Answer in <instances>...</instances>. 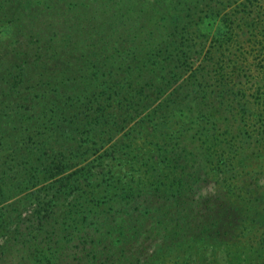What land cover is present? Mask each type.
<instances>
[{
  "label": "trees",
  "instance_id": "16d2710c",
  "mask_svg": "<svg viewBox=\"0 0 264 264\" xmlns=\"http://www.w3.org/2000/svg\"><path fill=\"white\" fill-rule=\"evenodd\" d=\"M164 2L153 1L154 25L146 43L137 42L141 48L138 53L123 56L125 49L121 48L126 42L122 36L111 52L97 45L87 52L88 62L82 64L84 71L72 79L75 84L79 78L78 99L72 95L66 99L68 95L60 97L48 89L41 73L29 68L25 61L15 66L14 75L0 72V203L10 192L29 191L43 184L33 191L37 194L34 215L38 231L55 209H61L59 215L86 222L87 204L102 206L107 199L116 200L122 195H136L137 199L139 191L150 186L133 177L137 162L165 183V190H158L166 191L169 206L179 210L172 233L162 241L154 258L140 263L139 255L126 256L129 236H124L119 228L120 247L124 244L122 253L118 252L120 247H110L105 256L92 252V260L90 250L89 263L264 264V183L241 170L244 160L264 157V94L260 95L259 89L252 95L247 93L239 66L246 57L245 39L252 46L264 39V8L260 9L264 0H170L168 5ZM103 5L110 6V0H103ZM113 15L114 21H118L126 14L119 11ZM161 21L167 23L162 26ZM130 32L126 33L131 35ZM114 69L119 73L114 74ZM188 72L186 80L171 92L177 78ZM96 80L100 84L95 85ZM255 80L264 85V77ZM39 87H44V91ZM180 87L192 92V115L188 119L184 116L186 108L182 107ZM151 107L147 114L152 130L149 153L130 154L133 135L136 131L146 132L144 127L131 128L112 144L120 129L131 124L135 113ZM104 114H109V119L100 121ZM223 118L236 122L237 135L231 126L220 130ZM190 129H194L195 135H190ZM7 135L26 136L29 145L43 150L45 160L19 159L14 144L11 157L1 162L5 156L2 150L11 139ZM241 136L245 143L249 142L245 144L248 147L258 144L259 151L248 153L244 141L241 145L238 142ZM88 157L94 159L63 176L77 164L87 162ZM128 162L131 168L126 166ZM92 165L101 169L99 182L92 181ZM123 171L129 180L115 178ZM202 171L212 174L220 189L208 200L212 203L198 223L187 228L188 220L196 217L193 210H184V205L194 184L203 179ZM46 190L49 192L43 195ZM12 225L11 214L0 213V264L7 263L5 255L11 241L32 242L28 233L12 229ZM86 237L83 243L91 239L90 235ZM98 239L94 236L96 250ZM76 248L72 262L79 263V257L85 261L84 251ZM30 253L29 264H64L68 254H72L67 243H60L56 251L32 245Z\"/></svg>",
  "mask_w": 264,
  "mask_h": 264
},
{
  "label": "rangeland",
  "instance_id": "374dc122",
  "mask_svg": "<svg viewBox=\"0 0 264 264\" xmlns=\"http://www.w3.org/2000/svg\"><path fill=\"white\" fill-rule=\"evenodd\" d=\"M141 1L142 3H140ZM153 1L155 0H110V6L105 7L103 0H0V29L8 28L13 33L8 39L1 40L0 72L10 76L14 75L17 72L15 66L25 61L29 68L41 73L40 77L44 79V84L48 89L57 92L60 97L68 95L66 98L68 99L72 95L78 99L76 92L81 90L79 78L75 84L72 83V79L84 71L82 64L88 62L87 52L95 48L96 45L99 49H108L111 52L116 47L117 38L122 36L126 42V45L121 48L124 47L125 49L121 52L123 56H128V52L138 53L141 48L137 42H144L145 44L154 25L152 19ZM169 1L165 0L163 4L168 5ZM263 8L264 4H260L262 11ZM162 9L165 10L161 7L160 10ZM119 11L126 15L124 19L119 18L118 21H114L113 13ZM105 22H113V24L109 25ZM166 23L167 21H161L162 26ZM129 30H131V35L126 33ZM134 38L136 39L135 43H133ZM143 48L147 50L144 45ZM7 50L10 53L5 54ZM243 50L246 57L241 59L239 66L242 68V81L245 83V90L249 95H252L257 93L259 89L260 95H263L264 85L256 84L255 79L259 76L260 78L264 77V39L260 38L252 46L250 40L246 38L243 42ZM104 60L107 62L106 59ZM113 73L118 74L119 71L114 69ZM188 75H190L189 72L184 77H178V83L171 88V92L178 88ZM144 76L146 75L144 74L142 77ZM94 84H100V80H96ZM39 89L44 91V87H39ZM92 89L102 90V88ZM180 95L183 98L182 107L186 108V115L184 116L185 119H188L192 115L189 109L192 105V92L189 88L180 87ZM63 101L62 105L64 104ZM109 108L112 110L110 106ZM151 110L152 107L147 111L135 113L131 124H126L120 129V133L112 144L123 134L129 132L131 128L136 127L138 129L141 127L142 129L144 127L146 132L136 131L133 135L134 140L131 142L130 154L140 156L142 153H149L152 150V130L148 127L149 118L147 114ZM109 117V114H104L99 120L106 121ZM226 126H231L234 135H237L234 120L223 118L220 130ZM186 127L189 128V125ZM190 135H195L194 129H190ZM9 137L11 139L8 145L4 144L6 147L2 150L5 156L1 162L10 156L9 153L14 150L12 146L14 144L18 148L15 155L19 159L27 158L31 162L36 161V158L40 159L39 162L45 160L46 156L42 154L43 150L35 149L36 146L33 144L29 145L26 136L15 137L11 135ZM3 139L5 140V138ZM241 141H244L248 153L259 151L258 144L248 147L245 144H249V142L245 143L242 136L238 137L240 145ZM109 146H106L105 149L108 150ZM195 149L198 150L200 147ZM260 157L255 156V158L247 161L244 160L241 170L246 176L260 178L262 184L264 183V157ZM92 159L94 157H88L87 162L77 164L63 176L82 169ZM126 166L131 168V162H128ZM92 168L94 171L92 181H101V169L94 165ZM124 172L116 175L115 178L129 180L130 178L126 177ZM132 173L133 177L143 183L144 186L150 184L145 188V191L144 189L139 191L137 199L135 198L136 195H122L116 200L107 199L102 206L87 204L85 206L88 211L86 222H82L79 218L59 215L61 209H55V212L50 214L51 217L49 216L45 222L42 218L43 215L41 216L44 225L40 231L37 229V215H34L36 213L37 194H33V191L42 187L43 184L29 191L10 192L7 198L0 203V213L11 214L12 229L19 228L21 232L28 233L32 242L26 244L24 239L19 242L11 241L12 244L5 255L6 264H29L28 259L31 255L30 247L32 245H39L41 248L56 251L60 247V243H67L72 253L68 254L67 262L64 264H92V262L89 263L91 259L90 250L93 260L92 252L99 251L105 256V251L110 247L121 246L119 239L122 237L119 236L121 234L119 228L124 231V236H129L124 251L128 252L126 256L133 253L139 255L140 263L151 256L154 258V253L162 241L166 240L167 235L172 233L170 230L174 228L177 222L179 210L169 206L166 191L158 190H165L166 185L157 177H152L151 170L147 171V167H141L135 162ZM202 175L203 179L194 184L195 188L193 187L187 201H184V210H193L192 215L196 217L188 220L187 228L194 227L195 223H198L203 217V213L208 210V205L212 203L208 200H212V195L220 189L212 174L207 175L202 171ZM48 192L46 190L43 195ZM88 232L90 234H87ZM84 235L85 237L90 235L91 239L83 243ZM94 236L99 237L97 250L95 248L96 243L93 242ZM78 246L84 251L86 260L84 261L79 257V263L78 261L73 263L75 258L73 253L77 251L76 247ZM123 248L124 244L122 243V247L118 250L119 254L122 253ZM168 264H172V262H168ZM192 264L201 263L194 261Z\"/></svg>",
  "mask_w": 264,
  "mask_h": 264
},
{
  "label": "clouds",
  "instance_id": "9594fccd",
  "mask_svg": "<svg viewBox=\"0 0 264 264\" xmlns=\"http://www.w3.org/2000/svg\"><path fill=\"white\" fill-rule=\"evenodd\" d=\"M11 35V29L4 28L0 29V40L8 39Z\"/></svg>",
  "mask_w": 264,
  "mask_h": 264
}]
</instances>
